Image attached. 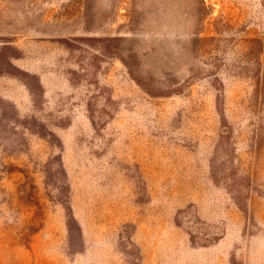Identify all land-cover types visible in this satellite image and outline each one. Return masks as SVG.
Here are the masks:
<instances>
[{
	"label": "rangeland",
	"instance_id": "374dc122",
	"mask_svg": "<svg viewBox=\"0 0 264 264\" xmlns=\"http://www.w3.org/2000/svg\"><path fill=\"white\" fill-rule=\"evenodd\" d=\"M0 264H264V0H0Z\"/></svg>",
	"mask_w": 264,
	"mask_h": 264
}]
</instances>
